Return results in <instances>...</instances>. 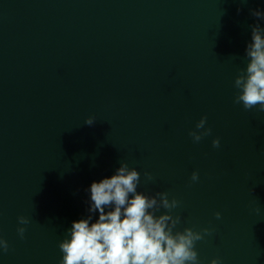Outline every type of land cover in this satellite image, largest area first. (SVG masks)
Returning <instances> with one entry per match:
<instances>
[{
    "label": "water",
    "instance_id": "water-1",
    "mask_svg": "<svg viewBox=\"0 0 264 264\" xmlns=\"http://www.w3.org/2000/svg\"><path fill=\"white\" fill-rule=\"evenodd\" d=\"M256 9L264 0H0V264H60L91 183L121 162L139 192L181 201L179 230L214 229L200 264H264V112L233 103L250 25L264 27ZM204 116L212 134L194 143Z\"/></svg>",
    "mask_w": 264,
    "mask_h": 264
},
{
    "label": "clouds",
    "instance_id": "clouds-1",
    "mask_svg": "<svg viewBox=\"0 0 264 264\" xmlns=\"http://www.w3.org/2000/svg\"><path fill=\"white\" fill-rule=\"evenodd\" d=\"M247 2L240 0L241 4ZM250 11L258 20H264V12ZM250 28L251 41L244 55L248 63L234 78L233 103L242 105L245 110L264 112V27L256 23ZM95 121L94 116H89L84 123L91 126ZM206 124L207 117H201L195 130L189 132L194 143L212 134ZM212 146L220 147L218 137L212 140ZM144 177L146 182L154 179L147 171ZM199 179V173L193 171L191 183ZM140 182L141 173L121 162L111 177L91 183L89 214L73 221L67 231L68 237L59 243L63 254L60 264H200L196 244L212 235L214 229L196 231L185 227L179 230L182 220L180 215H174V210L180 207L181 201L175 197L169 199L167 192L154 195L139 192ZM260 211L257 207V214ZM96 213L98 219L92 222ZM215 217L221 219V213L216 212ZM17 222V234L24 239L25 226L30 220L21 215ZM8 250V241L0 237V251L6 253ZM210 264H222L221 258H213Z\"/></svg>",
    "mask_w": 264,
    "mask_h": 264
}]
</instances>
